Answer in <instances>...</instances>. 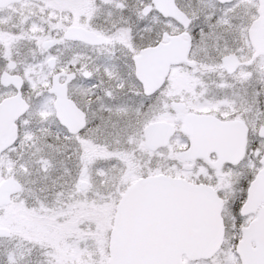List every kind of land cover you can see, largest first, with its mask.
<instances>
[{
    "label": "snow or ice",
    "instance_id": "1",
    "mask_svg": "<svg viewBox=\"0 0 264 264\" xmlns=\"http://www.w3.org/2000/svg\"><path fill=\"white\" fill-rule=\"evenodd\" d=\"M0 264H264V0H0Z\"/></svg>",
    "mask_w": 264,
    "mask_h": 264
}]
</instances>
